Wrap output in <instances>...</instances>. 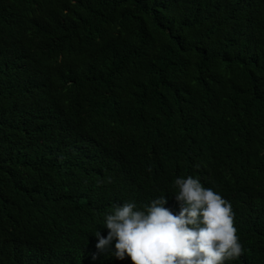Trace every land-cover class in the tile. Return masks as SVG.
<instances>
[{
    "label": "trees",
    "instance_id": "obj_1",
    "mask_svg": "<svg viewBox=\"0 0 264 264\" xmlns=\"http://www.w3.org/2000/svg\"><path fill=\"white\" fill-rule=\"evenodd\" d=\"M187 175L264 264V0H0V264H134L97 223Z\"/></svg>",
    "mask_w": 264,
    "mask_h": 264
},
{
    "label": "clouds",
    "instance_id": "obj_2",
    "mask_svg": "<svg viewBox=\"0 0 264 264\" xmlns=\"http://www.w3.org/2000/svg\"><path fill=\"white\" fill-rule=\"evenodd\" d=\"M172 187L175 213L165 206V191L140 205L114 202L97 223L107 234L97 225L92 232L96 248L105 251L114 242L113 255L134 264H225L239 257L243 247L230 202L192 175L175 177Z\"/></svg>",
    "mask_w": 264,
    "mask_h": 264
}]
</instances>
